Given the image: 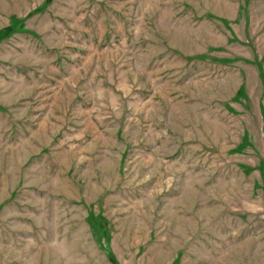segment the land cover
<instances>
[{
    "label": "rangeland",
    "instance_id": "1",
    "mask_svg": "<svg viewBox=\"0 0 264 264\" xmlns=\"http://www.w3.org/2000/svg\"><path fill=\"white\" fill-rule=\"evenodd\" d=\"M8 27L0 264H264V0H0Z\"/></svg>",
    "mask_w": 264,
    "mask_h": 264
},
{
    "label": "trees",
    "instance_id": "2",
    "mask_svg": "<svg viewBox=\"0 0 264 264\" xmlns=\"http://www.w3.org/2000/svg\"><path fill=\"white\" fill-rule=\"evenodd\" d=\"M15 31V29L13 27H8L6 28L4 31H0V40L8 37L9 35H11L13 32ZM111 259H113L111 257Z\"/></svg>",
    "mask_w": 264,
    "mask_h": 264
}]
</instances>
